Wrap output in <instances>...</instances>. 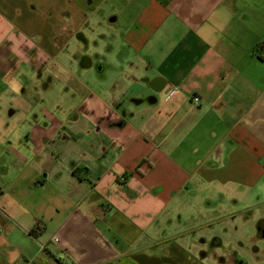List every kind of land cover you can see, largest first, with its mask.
<instances>
[{
    "label": "crops",
    "instance_id": "crops-1",
    "mask_svg": "<svg viewBox=\"0 0 264 264\" xmlns=\"http://www.w3.org/2000/svg\"><path fill=\"white\" fill-rule=\"evenodd\" d=\"M260 221L264 0H0V264H264Z\"/></svg>",
    "mask_w": 264,
    "mask_h": 264
},
{
    "label": "rangeland",
    "instance_id": "rangeland-1",
    "mask_svg": "<svg viewBox=\"0 0 264 264\" xmlns=\"http://www.w3.org/2000/svg\"><path fill=\"white\" fill-rule=\"evenodd\" d=\"M102 25L103 24H101V23H90L88 26L84 27L82 31L85 32V33L88 32L89 34H93L92 33L93 31L100 32L102 30V27H103ZM73 42H74L73 46H76L75 45V43H76L75 40ZM93 47H94V44L91 46V49H93ZM93 50L95 51L96 47ZM99 52L101 53V51H99ZM95 58H97V59L101 58V61H103L104 64L105 63L107 64L105 66H107L108 68H111V65H110L112 63V56L111 55L109 57H107L106 55L95 56ZM92 73L95 75V71H92ZM97 74L98 73H96V75ZM65 103H67V101ZM57 108H59V107L52 106V110L53 111L56 110ZM251 250H252L251 246L248 247V248H244V247L242 248V253H243L244 257H246L247 259H250V260H251V258H249V255L251 254V252H250Z\"/></svg>",
    "mask_w": 264,
    "mask_h": 264
},
{
    "label": "trees",
    "instance_id": "trees-1",
    "mask_svg": "<svg viewBox=\"0 0 264 264\" xmlns=\"http://www.w3.org/2000/svg\"><path fill=\"white\" fill-rule=\"evenodd\" d=\"M262 225H263V222H259L258 223V234L260 235V236H263L264 235V233H263V231H262Z\"/></svg>",
    "mask_w": 264,
    "mask_h": 264
},
{
    "label": "built area",
    "instance_id": "built-area-1",
    "mask_svg": "<svg viewBox=\"0 0 264 264\" xmlns=\"http://www.w3.org/2000/svg\"><path fill=\"white\" fill-rule=\"evenodd\" d=\"M192 101H193L194 103H196V104H197V103H198V101H199V100H198V97L194 96V97L192 98ZM52 239L55 241V240H56V237H55V236H53V237H52Z\"/></svg>",
    "mask_w": 264,
    "mask_h": 264
}]
</instances>
